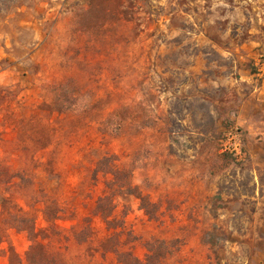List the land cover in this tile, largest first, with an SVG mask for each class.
I'll return each mask as SVG.
<instances>
[{
	"label": "rangeland",
	"instance_id": "1",
	"mask_svg": "<svg viewBox=\"0 0 264 264\" xmlns=\"http://www.w3.org/2000/svg\"><path fill=\"white\" fill-rule=\"evenodd\" d=\"M155 240L264 264V0H0V264Z\"/></svg>",
	"mask_w": 264,
	"mask_h": 264
},
{
	"label": "trees",
	"instance_id": "2",
	"mask_svg": "<svg viewBox=\"0 0 264 264\" xmlns=\"http://www.w3.org/2000/svg\"><path fill=\"white\" fill-rule=\"evenodd\" d=\"M108 158H103L98 165L104 164V162H108ZM98 171V170H97ZM141 198L143 202V207H146L144 204V197L138 196ZM97 214H100V216L104 219V221L111 226V223L113 220L110 219V216L113 214L115 210V206L113 204H103V199H99L96 206ZM148 253L146 254V257L144 260H140L137 257H134L132 253L125 252V257L121 258L124 264H159L162 259H164L167 255H169L170 251L167 245L163 244V242L159 240H155L152 242H149L148 244ZM165 249V250H164ZM122 255V254H120ZM121 257V256H120ZM23 262L20 261V263L15 264H22ZM31 264H41L36 261H31Z\"/></svg>",
	"mask_w": 264,
	"mask_h": 264
},
{
	"label": "built area",
	"instance_id": "3",
	"mask_svg": "<svg viewBox=\"0 0 264 264\" xmlns=\"http://www.w3.org/2000/svg\"><path fill=\"white\" fill-rule=\"evenodd\" d=\"M221 147L224 153L230 154L236 158L244 157V146L241 134L238 130H228L222 139Z\"/></svg>",
	"mask_w": 264,
	"mask_h": 264
}]
</instances>
